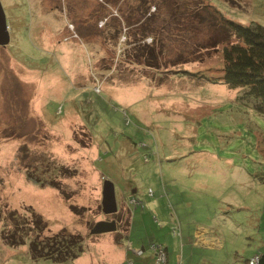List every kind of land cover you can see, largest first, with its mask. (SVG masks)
I'll return each instance as SVG.
<instances>
[{"label": "rangeland", "instance_id": "rangeland-1", "mask_svg": "<svg viewBox=\"0 0 264 264\" xmlns=\"http://www.w3.org/2000/svg\"><path fill=\"white\" fill-rule=\"evenodd\" d=\"M205 1L235 22L264 24V0ZM0 2L10 26L9 43L0 45V264L73 262L33 257L24 235L23 242H6L13 210L39 213L50 231L79 232L82 251L96 237L89 232L95 221L114 218L123 232L129 220L143 245L138 264H157L150 245L159 243L166 247L163 264H245L264 251V113L236 99L238 88L171 72L221 65V44L207 46L224 29L191 17L197 0H180L166 23L169 12L159 9L161 29L141 40H160L159 67L128 54L142 34L126 26L119 3ZM104 11L111 14L106 23ZM23 143L74 172L60 178L67 196L26 178V163L45 179L55 165L34 155L21 161ZM103 157L115 158L121 181L137 189L130 219L126 210H101L107 173L118 208L122 200L116 165L104 166ZM69 203L83 207L81 214Z\"/></svg>", "mask_w": 264, "mask_h": 264}, {"label": "trees", "instance_id": "trees-1", "mask_svg": "<svg viewBox=\"0 0 264 264\" xmlns=\"http://www.w3.org/2000/svg\"><path fill=\"white\" fill-rule=\"evenodd\" d=\"M106 1L119 3L120 7H118V10L121 16L125 14L123 13L124 11L128 14V16H126V26L132 27L135 25L137 29L134 31H139L140 34H142L137 40L131 41V50L133 51L130 50L128 54L130 56L135 55L138 58L136 60L138 63L149 67H159L158 52H160V40L157 39L156 41V38H152V43H146L145 41L141 43V40L152 31V34H154V32L157 33V29H161V27L155 23V19H157L156 14L159 9L164 7L167 8L169 12L167 15L169 16L162 19V21L166 23L168 19L174 17V8L180 9V6H177L180 0ZM123 5H126L124 8L125 10L123 9ZM150 5H153V7L157 9L155 14L154 12L152 13L154 10H149ZM101 16L105 19L103 23H106L111 14L108 13V11H104ZM191 17L198 18L199 22L211 21L212 25L220 23L219 26L224 29V34L207 46L217 48V45L221 44V65L215 68L208 67L189 70L185 67H180V70L174 69L171 70V72L177 73L176 75L184 73L193 78H204L208 81L223 83L231 89L238 88L239 92L236 99L250 103L255 110L264 113V24H260L257 21H252L249 24L235 22L223 16L218 9L205 0H197L196 7L193 9V12H191ZM114 25L115 24H113L112 27ZM115 26L116 28L118 27L117 25ZM113 35L114 32H111L110 36L113 37ZM127 50L128 49L125 51ZM141 55H143V57ZM149 56H152V58ZM183 62L184 61L181 62V65H183ZM165 71L167 72L168 70ZM28 151L26 143H23L20 146L19 153L22 155L18 156L21 161L26 163L33 155L37 156L38 159L44 160L43 162L47 165H50L47 162L54 164L55 166L51 165L50 167L55 169V174L49 179L41 178L39 174H37V176H32L31 174L34 172H32L30 164L26 163L23 165L26 178L43 186L52 185L59 189L60 193L65 196V186L61 183L60 178L69 176L74 172L69 170L64 163L58 162L46 153L36 150V153L30 154ZM45 170L52 171V169L48 168ZM68 206L76 215H80L83 209V207H78L73 203H69ZM8 218L12 230H8L9 233L5 232L3 234L4 240L10 244H16L23 242L24 236L30 237L29 249L32 256L35 258H48L59 263L67 260L71 261L77 257L84 248V237L79 232H73L64 227L56 231H50V229L47 228L46 220L35 211H31L29 216H23V214H19L13 210L9 212ZM126 224L128 226L129 220H127ZM259 254V259L256 263H250V258H248L245 264H264V251Z\"/></svg>", "mask_w": 264, "mask_h": 264}, {"label": "crops", "instance_id": "crops-1", "mask_svg": "<svg viewBox=\"0 0 264 264\" xmlns=\"http://www.w3.org/2000/svg\"><path fill=\"white\" fill-rule=\"evenodd\" d=\"M78 118L80 121H83L80 115L78 116ZM101 161L103 162L102 164H104V166L106 167L112 166L113 164L116 165L115 174L117 175H114V176H116V179H118L120 182L118 194L121 195L122 197L120 207L118 208L117 211L126 210L129 214V219H130L132 216V211L128 206L129 204H131V202H129L128 199L134 196V195H131V193L132 194L135 193L137 189L133 188L131 190V187H132L131 184H128L126 182L123 183V181H121L120 178L123 177V172H122L123 170L122 169L120 170L115 158H111V157L104 158L103 157L101 158ZM101 176H103V174ZM111 176L112 175H110V173H107L106 175H104V177H108L110 179H111ZM100 188H101V184H100ZM134 214H136L135 211L133 212V217H134ZM129 227L127 226L128 228L127 231L123 230L122 232L119 228H117L115 231L103 232L105 234L97 233L95 234L96 235L95 238H92V236L87 238L86 239L88 242V244L86 245L87 248H85L84 251H82L81 254H79V256L73 259L72 264H126L127 258H132L134 261V264L135 262L136 264H138L137 260L139 259V256L135 254L131 250V248L140 247L143 250V245H140L141 242L139 243V237L137 236L132 237L133 232H132L130 223H129ZM205 237L206 235L204 236V238ZM121 238H122V241L119 242Z\"/></svg>", "mask_w": 264, "mask_h": 264}, {"label": "water", "instance_id": "water-1", "mask_svg": "<svg viewBox=\"0 0 264 264\" xmlns=\"http://www.w3.org/2000/svg\"><path fill=\"white\" fill-rule=\"evenodd\" d=\"M9 25L6 22V16L0 2V45L9 43ZM114 181L108 177L103 178L101 186V210L104 214L117 212L118 207L115 198ZM117 229V222L114 218L99 219L90 227L91 234L111 232Z\"/></svg>", "mask_w": 264, "mask_h": 264}, {"label": "built area", "instance_id": "built-area-1", "mask_svg": "<svg viewBox=\"0 0 264 264\" xmlns=\"http://www.w3.org/2000/svg\"><path fill=\"white\" fill-rule=\"evenodd\" d=\"M128 201H130V202L132 201V203H135V204L138 203V201L134 197H130L128 199ZM150 247L153 248L155 251L154 254H155L156 263L157 264L165 263L166 262L165 246L163 244L159 243V244H151ZM131 250L137 255H139L142 251V249L140 247L131 248ZM259 255L260 254H255L253 257H251L249 259V262L250 263H256L259 259ZM126 264H134L133 259L127 258Z\"/></svg>", "mask_w": 264, "mask_h": 264}]
</instances>
